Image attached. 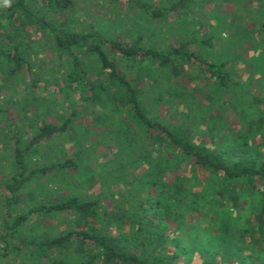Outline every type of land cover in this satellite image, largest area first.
I'll list each match as a JSON object with an SVG mask.
<instances>
[{
    "label": "rangeland",
    "instance_id": "obj_1",
    "mask_svg": "<svg viewBox=\"0 0 264 264\" xmlns=\"http://www.w3.org/2000/svg\"><path fill=\"white\" fill-rule=\"evenodd\" d=\"M71 1L72 5L64 15H59L57 23L69 24L77 32L87 33L95 29L107 39L127 43L139 40L144 47L162 51H167L172 44L178 46L179 39L191 38L196 33L198 41L189 49L209 64H225V68L232 71V84L228 90L221 88L199 64L186 62L182 71L171 72L170 67L160 68L139 59L123 62L124 72L132 80L135 79V86L144 92L141 105L143 108L146 106V115L161 120L183 136H188L192 142L206 146L228 160L234 161L239 157L264 158V128L256 130L255 127L258 118H264V0H187L184 7L169 11L159 19L125 0ZM142 1L161 9L182 2ZM38 33L31 35L32 41L25 40L34 44L30 57L31 62L38 63V66L33 69V76L27 75V72L20 77L10 76L5 72V65H0V107L9 109V116L0 117V182L13 173L10 163L14 160L15 144L9 121L20 125L25 144L33 136L31 123L25 120L29 116L32 120L39 116L40 120L60 125L72 113L76 114L63 134L50 142L46 141L26 156L30 170L38 166L51 168L67 162H74L76 167L58 168L46 176H33L24 190L26 195L17 205L15 217L27 215L39 205L47 204L49 197L58 203L78 195L81 199L101 201L96 208L97 219L91 223L81 222L82 227L85 226L87 230L95 227L106 233L111 230L115 236L122 233L132 236V224L139 219L149 227L148 232H157L151 224L160 223L165 217V211L160 210L163 205L184 214L183 221L179 223L166 220L170 231L182 230L183 226L190 230L188 228H196L195 223L200 224L197 229L202 230L201 226L207 228L212 219L209 212L215 207L222 219L234 222L239 228L250 229L251 243L260 240L257 224L260 212L253 213V210L261 197L255 193L253 186L241 182L233 186L220 178L214 180L206 172L192 171L187 175L185 172L189 170L185 171L186 165L179 166L180 159L175 160L172 154L167 155L168 151L163 146L165 140H156L157 129L142 134L143 129L133 126L132 134L118 136L119 122H123L126 114H114L110 112V106L107 109L101 105H91L93 103L88 106L80 93L72 91L65 81L68 71L63 64L65 57H56L46 43L48 38ZM1 40L6 48L8 43L3 41V37ZM2 49L0 47V52ZM33 78L37 80V85ZM252 99L259 104L250 102ZM23 106L28 116L23 115ZM254 108L257 109L256 114ZM105 114L109 118L101 127L96 126L98 118ZM131 137L133 142L129 140ZM156 147L168 158L160 157ZM169 161L171 164H167ZM157 164L165 168L161 169ZM154 173L159 174L162 183L151 187L148 182ZM178 175L183 177L186 187L175 182ZM214 182L215 186H212ZM228 185L233 186L241 198L236 199V194L232 199L222 198L213 191L232 192ZM256 185L260 189L263 183L256 180ZM1 188L0 227L3 224L2 194H7ZM180 192L188 194L190 199L184 205L177 200ZM139 197L142 200H138ZM114 202L121 206L118 212ZM199 203L205 208L201 214L191 208ZM120 212H123V216L117 219ZM144 215L147 217L144 218ZM37 216L24 231L28 239L38 238L35 236L44 233L53 236L82 228L78 227L80 221L77 217L69 212L43 218ZM221 232L226 236L224 226ZM72 238L79 240L77 235ZM181 239L190 241L186 235ZM1 248L3 245L0 243ZM247 248L246 256H254L259 251L254 244ZM69 250L67 256L63 255L68 261L86 259L85 253L76 246H71ZM199 257L196 255L192 263L200 264ZM10 259L13 260L8 259L11 264L29 263L23 256ZM254 260L260 262L259 259ZM47 262L43 259L39 264H49ZM184 262V258L176 261L177 264Z\"/></svg>",
    "mask_w": 264,
    "mask_h": 264
},
{
    "label": "trees",
    "instance_id": "obj_2",
    "mask_svg": "<svg viewBox=\"0 0 264 264\" xmlns=\"http://www.w3.org/2000/svg\"><path fill=\"white\" fill-rule=\"evenodd\" d=\"M125 1L134 4L156 19L164 17L169 11H176L181 6L184 7L183 5L188 2L182 0L174 7L161 9L142 0ZM71 5V0H0V47L3 48L0 52V65H5V72L16 77H20L23 72L33 76V69L38 66V63L31 62L30 57V53L34 52V44L25 40L32 41L31 35L34 32L46 36L48 38L46 43L56 57L59 59L65 57L66 59L63 61L65 67H68L65 81L72 91H78L88 106L90 103L95 106L101 105L104 109L110 106L112 109L110 112L126 114L123 122H119L118 136L132 134L133 126L139 130L143 129L142 134H149L150 130L157 129L159 132L156 140H161V142L165 140L163 146L168 151L167 155L172 154L175 160L180 159L179 166L186 165L185 171L189 170V172H185L187 175L192 171L202 174L206 172L214 180L220 178L224 182H231L230 184L233 186L237 182L253 186V190H256L255 193L261 197V200L256 202L260 208L255 207V210L259 211L253 210V213L260 212L257 217L258 240H260L251 243L249 241V235L252 233L250 229L239 228L234 222L222 219L215 207L209 212L212 219L207 228L203 229L201 226L202 230L197 229L200 224L195 223L196 228L187 230V226H183L182 230L179 229L176 232L175 230L170 231L171 227L168 226L166 220H174L175 223H179L183 221L184 214L171 211L169 207L163 205L160 210L165 211V217L160 223L151 224L158 231L148 232L149 227L144 224L142 219H139L134 220V224H132V236L125 233L115 236L111 230L110 233H106V231L97 230L95 227L90 230H87L85 226L82 227L81 222L97 219L96 208L101 201L81 199L78 195L70 196L58 203L49 197L47 204L39 205V208L30 211L27 215L15 217L17 205L21 197L26 195L24 190L27 188V184L32 181L33 176H46L48 172L58 168L76 167L74 162H67L53 165L51 168L42 169L38 166L30 170L26 160V156L31 151H35L38 146L63 134L69 123L75 119L76 114L72 113V116H68L67 120H64L60 125L47 123L45 120H40L39 116L32 120L29 116L25 120L31 123L33 136L25 144L23 143L25 137L22 134V129L20 130V125L12 121H9L8 124L14 136L15 153L14 160L10 163L13 173L7 180L0 182L1 189L7 192V194H2L5 205L3 203L1 210L3 224L0 227V243L3 248L0 249V264L6 260L8 262V259L12 262L13 260L10 258L15 260L19 256H23V259L29 261L30 264H39L43 259L47 260L49 264H177L176 261L181 258H184L185 262L187 260L186 264H193L196 255L201 258L200 264H260V262L264 264V158L239 157L234 161L228 160L222 154L192 142L188 136H183L175 128L167 126L161 120L149 118L146 115V106L143 108L141 105L143 90L135 86V79L129 78L122 69V65L123 62L139 59L160 68L170 67L173 72V70L183 69L186 62L199 64L206 69L210 78L218 86L227 90L233 82L232 71L226 69L225 64L207 63L206 60L189 49L190 45L198 41L196 33L191 38L182 37L179 39L178 46L172 44L167 51H162L144 47L139 40L134 43L118 42L105 38L100 31L95 29L85 33L71 29L69 24L59 25L57 23L59 15H64ZM262 28L264 29V21ZM1 37L4 42L8 43L6 48L3 47ZM33 79L34 84L37 85V80ZM224 94L226 93L224 92ZM209 98L211 99V97ZM250 102L259 104L254 99ZM252 103L250 104L252 105ZM21 110L23 115H26V107L23 106ZM253 110L256 114L257 109ZM8 113L9 109L0 107V117L9 116ZM107 117L109 118L108 114L100 116L96 126L101 127ZM255 127L256 130H263L264 118H258ZM123 130L125 133H122ZM129 140L133 142V137ZM156 150L160 157L168 158L163 151L160 152L159 148L156 147ZM157 166H160L161 169L165 168L161 164H157ZM159 174L154 173V177L148 182L151 187L162 183L159 180ZM256 180L263 183L260 189L257 188ZM175 182L182 183L186 187V182L181 175L176 177ZM231 185L228 187L232 192H218L215 189L213 191L217 195H222V198L232 199L235 194L236 199L241 198ZM183 186L178 187L183 188ZM212 186H215V182ZM182 192L187 191L182 190ZM182 192L179 193L180 197L177 200L179 204L184 205L190 199L188 194ZM205 198L208 199L207 196ZM138 200H142L141 197ZM200 203L202 202L200 201ZM200 203L196 207H191L197 209L199 214L205 211L204 206ZM115 204L118 212L121 206L117 202H114L113 205ZM63 212L74 214L80 221L78 227H82L81 230L65 231L53 236H47L44 233V235L35 236L38 238L31 239L25 236L24 231L30 227L35 215H38L37 218H43ZM119 215L120 217L117 219L123 216V212H120ZM146 217L147 215H144V218ZM223 226L227 231L226 236L221 232ZM119 228L118 226L117 229ZM74 235H77L79 240L73 239ZM184 235L190 241L182 240ZM252 244L259 251L254 256L244 255L245 251L249 249L247 246ZM71 246H76L80 252H84L86 259L80 262L75 260L71 262L64 258L63 255L67 256L66 253L70 251ZM255 258L260 262L254 260ZM21 263L24 264V262Z\"/></svg>",
    "mask_w": 264,
    "mask_h": 264
}]
</instances>
